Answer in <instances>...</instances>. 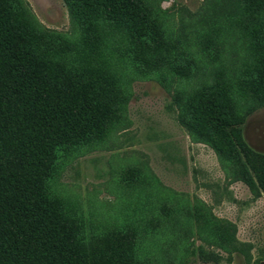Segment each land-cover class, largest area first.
Wrapping results in <instances>:
<instances>
[{
	"label": "rangeland",
	"instance_id": "obj_1",
	"mask_svg": "<svg viewBox=\"0 0 264 264\" xmlns=\"http://www.w3.org/2000/svg\"><path fill=\"white\" fill-rule=\"evenodd\" d=\"M143 1L159 19L150 49L145 40L140 46V61L133 57L136 43L129 50L103 16L87 31L66 0H23L39 32L63 52L68 44L84 49L86 38L95 45L106 33L100 52L106 64L113 58L111 70L127 72L122 61L139 67L132 81H112L122 104L107 131L60 152L50 194L89 240L133 233L137 264H264V192L241 170L259 177L243 153L234 159L218 152L219 140L195 106L220 44L202 53L190 41L221 33L230 22L228 1ZM110 32L116 36L109 39ZM72 55L79 67L80 56ZM235 127L246 152L264 155V101L245 108Z\"/></svg>",
	"mask_w": 264,
	"mask_h": 264
},
{
	"label": "trees",
	"instance_id": "obj_2",
	"mask_svg": "<svg viewBox=\"0 0 264 264\" xmlns=\"http://www.w3.org/2000/svg\"><path fill=\"white\" fill-rule=\"evenodd\" d=\"M66 1L72 19L87 31L93 23L101 25L102 16L104 26H118L129 50L136 43L137 60L142 61V42L149 50L156 39L159 18L143 0ZM227 1L230 22L221 33L190 41L202 53L220 44L206 63L213 71L209 68L210 82L195 106L219 140L218 152L234 159L243 153L259 182L248 171L241 170L242 177L264 192V155L246 152L235 127L245 108L264 101V0ZM33 22L23 0H0V264H137L133 233L87 239L52 198L48 182L60 152L107 131L122 104L111 83L124 76L132 81L138 63L122 61L127 72L111 70L113 58L106 64L100 52L106 33L95 45L86 38L84 49L68 44L63 52ZM115 36L110 32L109 39ZM70 52L80 56L79 67L70 63ZM244 97L246 102L239 103Z\"/></svg>",
	"mask_w": 264,
	"mask_h": 264
}]
</instances>
